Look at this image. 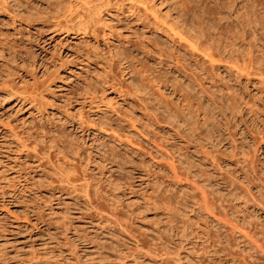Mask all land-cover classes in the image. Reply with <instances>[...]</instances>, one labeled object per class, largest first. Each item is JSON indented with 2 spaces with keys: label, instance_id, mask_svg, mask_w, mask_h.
I'll return each instance as SVG.
<instances>
[{
  "label": "rangeland",
  "instance_id": "obj_1",
  "mask_svg": "<svg viewBox=\"0 0 264 264\" xmlns=\"http://www.w3.org/2000/svg\"><path fill=\"white\" fill-rule=\"evenodd\" d=\"M0 264H264V0H0Z\"/></svg>",
  "mask_w": 264,
  "mask_h": 264
},
{
  "label": "bare ground",
  "instance_id": "obj_2",
  "mask_svg": "<svg viewBox=\"0 0 264 264\" xmlns=\"http://www.w3.org/2000/svg\"><path fill=\"white\" fill-rule=\"evenodd\" d=\"M259 58V57H258Z\"/></svg>",
  "mask_w": 264,
  "mask_h": 264
}]
</instances>
